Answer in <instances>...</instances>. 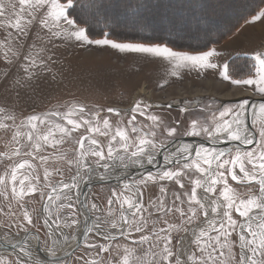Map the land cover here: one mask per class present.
<instances>
[{
	"label": "snow or ice",
	"instance_id": "6c2138e0",
	"mask_svg": "<svg viewBox=\"0 0 264 264\" xmlns=\"http://www.w3.org/2000/svg\"><path fill=\"white\" fill-rule=\"evenodd\" d=\"M79 3L0 2V63L13 88L52 73L53 50L73 41L162 58L177 80L182 69L197 79L219 69L221 81L252 93L229 102L215 93L138 97L125 109L73 98L21 112L19 122L0 103V248L11 250L0 264H264V47L237 79L215 62V48L192 54L108 32L92 38ZM261 20L264 8L248 23ZM177 103L184 119L167 120L162 113ZM183 137L201 142L177 143ZM113 178L106 196L82 190ZM150 186L158 193L145 202Z\"/></svg>",
	"mask_w": 264,
	"mask_h": 264
},
{
	"label": "rangeland",
	"instance_id": "374dc122",
	"mask_svg": "<svg viewBox=\"0 0 264 264\" xmlns=\"http://www.w3.org/2000/svg\"><path fill=\"white\" fill-rule=\"evenodd\" d=\"M158 1H161L162 8L165 7L164 4L173 2V0ZM0 2L9 4L10 0H0ZM11 2H16V0H11ZM233 2L234 5H238L237 7L244 4L242 0H233ZM154 3V0H144L143 7L152 6ZM208 5L209 4H207L206 7L210 6L214 9L212 4ZM196 9L197 6L189 10L186 15L182 13L184 17L179 18L180 20L178 22L180 25V32L184 33V31L189 30H195V32L202 31V35L204 36L208 31L221 29L219 28V22L217 25H213V21L208 20H206V22H198V17L195 15L190 16L191 13H196L194 12ZM11 11L12 9L9 8V12ZM164 11L167 12L168 10ZM216 11L218 12V10ZM124 12L125 14L123 16L118 15L116 17V22L128 25L129 23L124 21H127L126 19L131 12L129 10ZM238 13L239 9H235L226 14L223 12V15L225 18L231 19L235 18ZM222 20L223 19L220 21ZM220 25L222 24L220 23ZM154 26L160 28L162 24L156 23ZM128 27L129 26H127V28ZM133 28H135V30L141 29L139 26H133ZM179 31L174 33L177 34ZM251 32L253 31L251 30ZM256 45L258 47L257 49L264 47V40L260 43L257 42ZM214 48L221 53L219 57L214 58L215 62L221 66L235 56V52L231 49L227 50L223 47ZM53 52L55 53L54 59H56V63L52 65V73H42L37 80L31 82V87L20 89L13 88L11 84L13 77L3 79V73L7 71V68L0 63V103H7L13 109L18 118L17 122H19L21 112L27 114L33 110H46L56 105L58 102L62 103L65 100L73 98L79 99L90 105H109L125 109L129 107L135 94L142 87L145 88V91L150 93L149 98L152 100L166 101L174 97L182 99L184 97L195 96L196 92H203V94L199 95L208 96L210 93L205 94L204 92L206 89H204V87L206 83L210 82L213 83V85H219V88L212 90L219 94L216 95L218 100L224 101L227 99L229 102L241 98V96H231L227 98L220 96L233 90V88L230 86L229 82H223L219 79V69L208 70L206 74L207 78L201 77L200 79H197V73L195 71L189 72L187 69H182L180 71L183 79L177 80L169 75L171 66L166 61L162 58L153 57L150 54L122 53L108 46L85 45L81 47L78 43L73 41L62 43L60 48L53 50ZM53 52L47 54H53ZM16 71V67H13L12 72L16 73ZM53 74H55V79L52 78ZM165 80L168 81L167 84H164ZM223 83H226V85L222 86ZM162 84L164 85L163 87L160 86ZM236 90L244 91L245 89L241 86H236ZM17 91L19 92L18 96ZM138 97L148 98V96L145 95H138L137 98ZM112 119L115 120L116 117H112ZM0 137H3L2 133H0ZM5 139L6 137L0 138V151L5 150ZM110 185L115 186L116 184L96 185L90 188L88 194H103L106 196ZM168 187L172 188L175 186L168 185ZM157 193L158 187L150 186L145 192V202ZM33 206L39 207V205ZM7 255L8 254H1L0 256Z\"/></svg>",
	"mask_w": 264,
	"mask_h": 264
},
{
	"label": "trees",
	"instance_id": "16d2710c",
	"mask_svg": "<svg viewBox=\"0 0 264 264\" xmlns=\"http://www.w3.org/2000/svg\"><path fill=\"white\" fill-rule=\"evenodd\" d=\"M143 1L80 0L78 7L88 20L86 27H89L92 38H101L100 34L102 32H108L110 38L118 42L160 43L166 44L174 50L189 51L190 53L219 46L246 24L252 15L264 8V0H242L244 4L239 7L234 5L233 0H173L172 3L164 4L165 7L163 8L161 7V1L154 0L155 3L147 7H143ZM97 2L105 4L106 7L102 9L93 7ZM207 4H212L214 9L209 5V7H206ZM196 6L197 9L194 11L196 13H191L190 16L195 15L198 17V22H206L208 20L213 21V25H217L219 22V28L221 29L208 31L204 36L202 31L189 30L184 31V33L180 32L179 18H183L184 14L186 15L189 10ZM235 9H239V13L235 18H225L223 12L226 14ZM126 10L131 12L126 19L127 21H124L129 24L117 23L116 17L118 15L123 16ZM164 10L172 13L168 14ZM221 19L223 20L220 21ZM156 23H161L162 26L156 28L154 26ZM127 26L129 27L127 28ZM133 26H139L141 29L135 30ZM186 27L189 28L188 26ZM177 31L179 32L175 34L174 32ZM227 64L229 65L230 75L239 79L247 76L251 69L252 61L251 58L247 57H234Z\"/></svg>",
	"mask_w": 264,
	"mask_h": 264
},
{
	"label": "crops",
	"instance_id": "0c3cea01",
	"mask_svg": "<svg viewBox=\"0 0 264 264\" xmlns=\"http://www.w3.org/2000/svg\"><path fill=\"white\" fill-rule=\"evenodd\" d=\"M251 30L254 33L251 32ZM263 40H264V20L257 21L255 23H248L247 22L229 40H227L226 42H224L220 46H215V47H223V48H225L227 50L228 49L233 50L235 52V56H233L232 58H234V57H247V58H251V55H250L251 52L253 50H256L258 48L257 45H256V43L257 42L260 43ZM212 48H214V47H212ZM245 53H248L249 55H245ZM210 84H213V83H210ZM223 85H226V83H223L222 86ZM230 86L232 88H235L236 89V86H233L231 84H230ZM241 87L243 89H245L244 86H241ZM216 88H219V85L216 86ZM204 89L207 90L208 88L207 87H204ZM208 90L212 91L213 89L212 90L211 89H208ZM247 90H249V91L252 92V88H248ZM215 95H219V94H217L215 92ZM228 99H230V98H228ZM107 106H109V105H107Z\"/></svg>",
	"mask_w": 264,
	"mask_h": 264
},
{
	"label": "bare ground",
	"instance_id": "6f19581e",
	"mask_svg": "<svg viewBox=\"0 0 264 264\" xmlns=\"http://www.w3.org/2000/svg\"><path fill=\"white\" fill-rule=\"evenodd\" d=\"M206 86L205 87H207L208 89H215L216 88V85H213V84H210V82H208V83H206L205 84ZM206 90L204 93L206 94H208V93H215V92H212V91H210V90ZM251 91H248V90H244V91H239V90H236V89H234L233 88V90H230V91H228L226 94H223V95H220L221 97H225V98H227V97H231V96H250L251 95ZM196 95L197 94H203V92H196L195 93ZM142 96V95H145V96H148V98H149V93L147 92V91H145V88L144 87H142V88H140L138 91H137V93L135 94V96H134V98H137V96ZM133 98V99H134ZM249 120H250V117H249ZM184 143H192V142H184ZM161 161H162V159H161ZM131 170H136V169H130L129 171H131ZM11 250L10 249H8L7 251L6 250H4V249H1L0 248V255L1 254H8V252H10Z\"/></svg>",
	"mask_w": 264,
	"mask_h": 264
},
{
	"label": "water",
	"instance_id": "95a60500",
	"mask_svg": "<svg viewBox=\"0 0 264 264\" xmlns=\"http://www.w3.org/2000/svg\"><path fill=\"white\" fill-rule=\"evenodd\" d=\"M253 100H256L255 97H253ZM259 101L257 100V103ZM250 122V120H249ZM179 142H192V143H200L201 141L199 139H191V138H185V139H182V141H177V143ZM206 146H210V145H206ZM221 147H224L225 145H220ZM230 147V145H228ZM158 159H162V157H158ZM147 170L149 171H152V172H156L157 171V168H154L152 166H147ZM145 172V169H136V170H131L129 171V174L132 175V176H138L140 173H143ZM102 184L101 182L99 181H94L92 184L88 185L86 188H82V190L85 192V193H88L90 188L96 186V185H100ZM103 184H117V180L115 178L111 179L110 181H108L107 183H103ZM81 199H84V196H81ZM2 249V248H1Z\"/></svg>",
	"mask_w": 264,
	"mask_h": 264
},
{
	"label": "flooded vegetation",
	"instance_id": "af4514ba",
	"mask_svg": "<svg viewBox=\"0 0 264 264\" xmlns=\"http://www.w3.org/2000/svg\"><path fill=\"white\" fill-rule=\"evenodd\" d=\"M150 94V93H149ZM205 95V94H204ZM205 97V96H204ZM169 100V99H168ZM156 101V100H155ZM167 101V100H166ZM159 102V101H157ZM228 102V101H225ZM182 107L181 104L177 103L172 106L171 109H167L164 111L162 114L165 116V118L169 121H174V120H183L184 116L180 113L179 109ZM185 138H191V137H183L182 139ZM193 139V138H191Z\"/></svg>",
	"mask_w": 264,
	"mask_h": 264
}]
</instances>
